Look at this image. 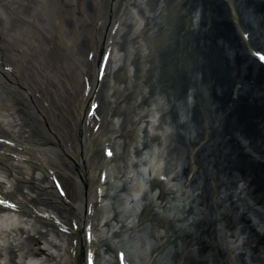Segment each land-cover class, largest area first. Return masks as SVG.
Returning <instances> with one entry per match:
<instances>
[{"label":"bare ground","instance_id":"6f19581e","mask_svg":"<svg viewBox=\"0 0 264 264\" xmlns=\"http://www.w3.org/2000/svg\"><path fill=\"white\" fill-rule=\"evenodd\" d=\"M57 1L61 0H50L49 6H43L45 10H39L50 16L52 23L49 24L44 14L34 12L41 4L39 0H0V85L17 99L16 102L26 104L36 120L40 121L47 131V136L41 138L45 147L49 148L46 150L61 151L68 162L64 163L63 158L53 155L49 163L54 166L48 167L43 158L44 150L35 146L34 149L28 148L18 141L17 145L7 149L10 153H4L2 149V154L13 160L11 153L16 158L23 156L28 163L41 168L40 171L44 172L42 178L45 179L43 185L49 184L47 177H51L50 172L53 171L52 174L66 190L65 197L61 198L52 184L47 188L54 201L68 211V220L61 219L62 223H71L68 264H85L84 254L88 249L85 231L93 221L88 211H93L98 198L96 190L93 191L96 182L94 173L101 166L96 168L89 162L91 151L97 149L96 135L100 137V134L93 132L82 115L96 89L95 63L111 23V20H106V15L113 0L105 3V13L101 14L98 12L103 5L100 0L96 1V5L94 2L87 3V0H67L62 6H57ZM188 2L197 18L198 29L190 31L188 27L185 35H189V40L197 37V49L199 54H203L201 82L206 83V92L217 116L205 130L199 126L206 116L202 109L204 93L202 89H194L195 105L189 106L188 112L200 133L193 141L187 140L192 153L184 175L192 188L197 211L191 216L187 229L171 231L170 226L165 224L167 233L154 251L165 252L177 264H264V67L249 53L264 50V38L260 37L264 31V0ZM63 7L70 9L72 18L66 19L65 14L58 10ZM85 7L94 15L85 11ZM20 14H25L21 23L15 20ZM5 15L8 27L3 25ZM246 15L251 16V21L246 20ZM57 20L61 22L58 26L55 25ZM101 20L104 21L100 31H97ZM247 29H254L257 35L251 32L253 35L250 34L246 40L244 35L248 32L243 30ZM90 53L93 56L91 60L87 58ZM86 80L90 89L87 92ZM182 80V75L170 80L174 97L181 98L187 93L188 81L184 85ZM40 81L45 84L44 90H57L54 94L58 98L51 103L52 111L38 102V91L33 83ZM64 91L67 97H64ZM59 104L70 109L73 123L69 131L65 129L68 125L65 126L59 117ZM194 156L197 157L195 161ZM2 158L1 165L5 164ZM5 166L15 173L12 178L6 179V183L12 184L16 174H21ZM71 174L74 177L72 180L69 177ZM198 174L213 179L215 187L199 180ZM20 179L24 180L23 174ZM228 184L235 190L231 197L217 190ZM0 194L8 195L2 181ZM160 196L162 198L163 193ZM234 196L239 205L228 204L227 201ZM221 199L224 205H221ZM14 200L23 213H42L34 204L35 199H27V195L24 200L17 197ZM226 204L232 208L230 216H216L213 208ZM16 214V211L0 209V219L4 223L19 221ZM142 218L149 219L145 210ZM152 222L155 227L160 223L157 218ZM218 222L222 229L215 225ZM224 222L231 230L228 234V238L233 239L231 247L225 241L229 230L224 228ZM74 223L78 226L77 230L73 229ZM224 229L227 232L223 237ZM54 235L63 238L57 232ZM92 245L91 248L95 249V242ZM11 253L15 258L16 251L12 249Z\"/></svg>","mask_w":264,"mask_h":264},{"label":"rangeland","instance_id":"374dc122","mask_svg":"<svg viewBox=\"0 0 264 264\" xmlns=\"http://www.w3.org/2000/svg\"><path fill=\"white\" fill-rule=\"evenodd\" d=\"M188 1L120 0L114 8L121 32L111 75L106 76L100 86L99 98L103 102L105 132L107 135L115 133L112 136L115 157L107 165L111 170L104 185L106 196L97 215L103 218L100 234L103 254L107 244L117 240L127 245L135 264H177L172 258L158 259L161 253L153 255L154 248L163 242L160 234L164 226L155 227L152 221L168 218L173 220L171 227L176 228L184 226L183 219L196 210L190 185L182 172L191 157L187 138L191 137L192 141L200 133L188 112L196 99L190 96L187 102V94L174 97L170 88V80L179 75L185 85L188 81L192 86L191 91L202 89L204 92L207 87L200 80L203 70L197 37L189 40V35H185L190 18L195 20ZM172 15L175 20L171 25ZM183 50L187 56L180 57L178 53ZM210 103L207 100L202 105L206 108ZM13 112L19 123L15 130L20 135L27 132L33 141H43L41 138L46 133L31 113L20 106ZM210 114L201 119L200 127L211 125L213 114ZM0 168L7 170L2 165ZM158 185L162 198L159 197L161 189L155 190ZM54 208L63 216L60 208ZM144 210L149 219L142 218ZM40 231L45 237H41ZM55 232L39 222L31 225L0 223V253L10 255L11 244L22 248L24 254L29 248L41 247L45 255L40 254L37 259L29 256L34 262L61 264L65 248L60 246L61 238L54 235ZM31 237L37 238L39 243L33 245ZM225 241L231 246L230 238ZM46 253L53 259H47Z\"/></svg>","mask_w":264,"mask_h":264},{"label":"snow or ice","instance_id":"6c2138e0","mask_svg":"<svg viewBox=\"0 0 264 264\" xmlns=\"http://www.w3.org/2000/svg\"><path fill=\"white\" fill-rule=\"evenodd\" d=\"M256 55L260 58V59H262V60H264V51H258L257 53H256ZM0 205H4V206H6V207H12V208H15L16 207V205L14 204V203H12L10 200H8V199H0Z\"/></svg>","mask_w":264,"mask_h":264}]
</instances>
